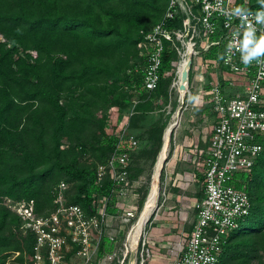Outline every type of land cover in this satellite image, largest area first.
Returning a JSON list of instances; mask_svg holds the SVG:
<instances>
[{"label": "trees", "instance_id": "16d2710c", "mask_svg": "<svg viewBox=\"0 0 264 264\" xmlns=\"http://www.w3.org/2000/svg\"><path fill=\"white\" fill-rule=\"evenodd\" d=\"M248 1L253 8L264 3ZM167 2L0 0V264L9 249L19 250V259H32L35 243L30 230L20 241L24 221L2 197L32 199L35 212L44 215L56 207L63 180L66 203H78L90 213L97 196L107 195L108 210L114 209L115 183L107 173L97 180L96 168L114 146L120 113L126 111L133 133V114L152 109L161 92L162 75L155 88L142 87L145 57L138 43L163 17ZM180 21L173 17L167 25ZM220 54L218 45L203 52L204 57ZM173 57L164 42L160 73L170 68ZM110 107L115 109L111 116ZM90 118L101 127L98 161L87 154L89 145L81 135ZM237 176L249 211L228 232L212 264H264V144L250 168ZM112 242L101 235L97 255L110 251Z\"/></svg>", "mask_w": 264, "mask_h": 264}, {"label": "built area", "instance_id": "2783aa9c", "mask_svg": "<svg viewBox=\"0 0 264 264\" xmlns=\"http://www.w3.org/2000/svg\"><path fill=\"white\" fill-rule=\"evenodd\" d=\"M173 17L181 19L179 25H167ZM262 40L264 3L253 8L248 0H168L163 17L138 43L145 57L143 88H155L160 75L171 71V84L177 85L174 78L179 64L188 60L187 81L188 73L196 66L199 95L209 104L211 113L204 142L191 153L201 164L202 195L194 199L195 219L172 264H212L228 232L249 211L248 194L236 182L241 180L237 173L250 168L264 144V53L247 62L245 56ZM164 42L175 57L170 60V68L160 73ZM214 45L220 46V57H204L203 52ZM197 56L202 60L197 62ZM204 117L208 120L207 115ZM127 125L124 114L118 121L111 152L96 168L97 180L107 173L114 181L117 196L126 191L130 152L137 146V138ZM65 186L63 180L58 183L54 199L57 205L44 215L35 212L32 199H3L23 219L26 229L35 233V264L45 260L48 264L61 263L64 246L87 261L92 254L97 255L99 238L105 235L108 196L98 195L94 210L87 213L78 203L65 202ZM126 212L128 217L131 211ZM146 254L142 238L136 252L139 264ZM114 255L115 251H110L103 258Z\"/></svg>", "mask_w": 264, "mask_h": 264}, {"label": "rangeland", "instance_id": "374dc122", "mask_svg": "<svg viewBox=\"0 0 264 264\" xmlns=\"http://www.w3.org/2000/svg\"><path fill=\"white\" fill-rule=\"evenodd\" d=\"M201 60L202 57L197 56L196 61L199 62ZM196 74V66H193L188 73L186 90L181 99L179 98V89L177 85L171 84L174 72L171 71L169 74L162 75L163 81L161 83V92L157 94L158 96L154 102L153 108L142 113L133 114L134 118L131 119L133 127L132 131L136 137L141 140V144L139 148H134V156H132V159H129L126 191L123 195L117 196L112 202V207L114 209L109 210L104 229V234L110 236V239L113 241L112 249L110 251H115V255L110 259L106 258L104 260L103 255L98 256L92 254L89 260L84 261L82 256L75 255L74 252L70 253L71 248L64 246V257L59 264H120V260L123 258L122 249L126 231L130 222L134 220L142 206L148 189L153 161L159 148L161 132L172 112L177 110L178 122L172 130L169 150L160 171L159 194L157 198L158 207L164 202L163 180L164 175L168 170L166 163H168L173 157L174 149L176 146L178 147L177 149H179V151H177L176 157L183 160L184 157L181 154V150L184 151V147L188 145L185 146L186 140L192 142V139L194 138V141L197 140V143L199 144L198 146H200L203 144L205 136L210 129V122L204 117L205 115H210L209 106L199 95V90L196 85ZM108 111L110 116L115 113L114 107H110ZM123 114H126V111L123 112ZM123 114L120 113L121 116ZM108 121L107 127L109 128L111 120ZM118 121L115 125L114 131L118 127ZM81 135L89 145L87 154L95 159V161H98L100 159V154L103 151V147L100 143L102 135L101 127L95 119H89V123L86 125L85 130ZM179 153L182 155L181 157L179 156ZM191 160L194 161L193 158H191ZM157 206L145 223V228L152 217V214L158 208ZM126 211L128 213L131 211L128 217L125 215ZM19 227L18 231L21 232V234L18 238L22 241L23 234H25L27 229L24 223H21ZM145 228L140 237L139 243L137 244V251L140 248L142 238L144 237ZM110 251L105 252L104 256ZM20 256L21 252H19V250L9 249L5 264H35L33 258L28 259L23 256L22 259H19L18 257ZM127 259L128 255L125 256L123 264ZM138 260L139 257H137V262L135 264H139Z\"/></svg>", "mask_w": 264, "mask_h": 264}, {"label": "crops", "instance_id": "0c3cea01", "mask_svg": "<svg viewBox=\"0 0 264 264\" xmlns=\"http://www.w3.org/2000/svg\"><path fill=\"white\" fill-rule=\"evenodd\" d=\"M207 117L210 122L211 115ZM197 142L194 138L192 142L186 140L185 146L188 145L181 150L183 160L176 157L179 151L176 146L173 157L166 163L164 202L157 206L145 228L143 238L147 254L142 264H172L183 236L192 226L194 199L202 191L201 164L191 160L192 151L199 145ZM182 155L179 153L180 157Z\"/></svg>", "mask_w": 264, "mask_h": 264}, {"label": "bare ground", "instance_id": "6f19581e", "mask_svg": "<svg viewBox=\"0 0 264 264\" xmlns=\"http://www.w3.org/2000/svg\"><path fill=\"white\" fill-rule=\"evenodd\" d=\"M188 60H183L179 64L178 68V76L175 77L174 82L177 84L179 89V98L183 97V94L186 90L187 85V74L185 69L187 67ZM178 122V112L174 110L164 127L161 135V145L157 152L156 158L153 162L152 171L150 174V180L148 184V189L145 194L142 206L134 218L133 221L130 222L128 229L125 234V238L123 241V258L120 260V264H123L125 260V256L128 255L129 249L131 247H137L139 243L140 237L142 236L143 230L145 228L146 218L148 217L151 210L155 207L157 202L158 194H159V183H160V171L162 169V164L166 159V155L169 150L170 144V136L173 128L176 126ZM127 220V219H125ZM124 264H133L132 262L125 261Z\"/></svg>", "mask_w": 264, "mask_h": 264}, {"label": "clouds", "instance_id": "9594fccd", "mask_svg": "<svg viewBox=\"0 0 264 264\" xmlns=\"http://www.w3.org/2000/svg\"><path fill=\"white\" fill-rule=\"evenodd\" d=\"M250 43V42H249ZM247 47V45H246ZM261 53H264V40H262L261 42H258L255 46V48H253L248 55L245 56V61L247 62L248 60H250L253 57L259 56Z\"/></svg>", "mask_w": 264, "mask_h": 264}, {"label": "water", "instance_id": "95a60500", "mask_svg": "<svg viewBox=\"0 0 264 264\" xmlns=\"http://www.w3.org/2000/svg\"><path fill=\"white\" fill-rule=\"evenodd\" d=\"M185 72H186V74H187V71H186V70H185ZM163 164H164V162H163ZM163 164H162V166H163ZM156 206H157V202H156V204H155V207H156ZM155 207H154V208L151 210V212L149 213L148 217L146 218V222H147V220L149 219V217H150L151 213L153 212V210L155 209ZM136 252H137V248H135V247H131V248L129 249V253H128V261L132 262L133 264H135V263H136V260H137Z\"/></svg>", "mask_w": 264, "mask_h": 264}]
</instances>
